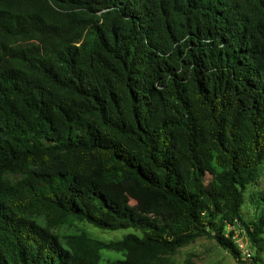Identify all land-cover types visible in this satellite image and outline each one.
Wrapping results in <instances>:
<instances>
[{
  "label": "trees",
  "instance_id": "16d2710c",
  "mask_svg": "<svg viewBox=\"0 0 264 264\" xmlns=\"http://www.w3.org/2000/svg\"><path fill=\"white\" fill-rule=\"evenodd\" d=\"M238 223L257 244L264 0H0V264H174L203 236L241 261Z\"/></svg>",
  "mask_w": 264,
  "mask_h": 264
},
{
  "label": "rangeland",
  "instance_id": "374dc122",
  "mask_svg": "<svg viewBox=\"0 0 264 264\" xmlns=\"http://www.w3.org/2000/svg\"><path fill=\"white\" fill-rule=\"evenodd\" d=\"M262 183V181H261ZM255 188L249 186L245 192L246 203L242 206V213L245 222H254L257 220V211L251 203V193ZM134 205V203H132ZM79 231L86 232L90 237L105 242L122 240L128 234H137L142 236L140 231L135 229H123L117 231H106L95 228L86 223H74L73 226H66L59 230L62 234H71ZM247 232V231H246ZM258 239L256 244L251 241L248 233L243 235L246 243L244 251L241 249V261L234 258L226 249H224L215 239L203 236L195 239L192 243L177 250L171 259L174 264H252L251 260L246 259L245 251L251 252L253 257L258 259V264H264V234ZM125 255L122 252L102 251L100 264H109L115 260H123Z\"/></svg>",
  "mask_w": 264,
  "mask_h": 264
},
{
  "label": "built area",
  "instance_id": "2783aa9c",
  "mask_svg": "<svg viewBox=\"0 0 264 264\" xmlns=\"http://www.w3.org/2000/svg\"><path fill=\"white\" fill-rule=\"evenodd\" d=\"M228 233L232 232L233 236L232 239L239 245L240 249L244 251V248H246V243L243 238V235L246 234V230L242 228V226L238 223L232 227L227 226ZM246 259L251 260L253 258V255L249 251H245Z\"/></svg>",
  "mask_w": 264,
  "mask_h": 264
}]
</instances>
